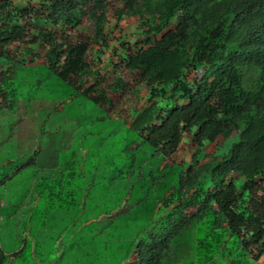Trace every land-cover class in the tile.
Segmentation results:
<instances>
[{"label": "trees", "instance_id": "trees-1", "mask_svg": "<svg viewBox=\"0 0 264 264\" xmlns=\"http://www.w3.org/2000/svg\"><path fill=\"white\" fill-rule=\"evenodd\" d=\"M131 18L138 32L155 38L141 47L126 41L116 51L126 74L151 92L127 122L166 161L181 152L185 136L195 146L188 168L166 164L178 169L164 197L168 210L138 242L137 263L168 264L175 239L203 226L198 264H264V0H30L25 7L1 0L0 109L16 110L22 96L31 102L24 88L42 72L105 107L108 88L85 86L90 52L110 48L112 19ZM89 23L93 32L84 36ZM250 68L261 76L248 84ZM39 80L30 85L39 89ZM230 138L225 152L205 149ZM45 250L40 239L33 252L26 241L13 256L20 264L56 258L54 247ZM8 260L0 248V264Z\"/></svg>", "mask_w": 264, "mask_h": 264}, {"label": "rangeland", "instance_id": "rangeland-1", "mask_svg": "<svg viewBox=\"0 0 264 264\" xmlns=\"http://www.w3.org/2000/svg\"><path fill=\"white\" fill-rule=\"evenodd\" d=\"M177 24L178 18H174L170 29ZM129 26H122L118 34L111 36L110 48L96 46L90 52L93 69L84 80L85 86L99 84L108 88L106 98L109 100L105 107L76 95L74 89L42 72L40 76L34 73L35 78H30L24 88L27 95L32 96L31 102L22 96L16 110L0 109V124L21 121L24 125L25 121H30L26 124L29 126L46 121L41 128L44 134L40 136L46 146L52 138L66 139L61 167L69 181L74 173L77 176L84 205L83 224L77 231L70 232L72 239L66 242V253L60 264H136L133 259L137 261L138 242L149 237L161 221L162 213L168 210L164 197L175 183L178 169H166V164L173 165L176 160L188 168L193 162L195 146L190 136H185L181 152L166 161L141 143L137 132L127 122L151 97V92L145 82L126 74L116 51L126 41L141 47L155 38ZM92 32V23L80 29L84 36ZM29 59L35 58L30 56ZM260 76L252 68L245 72L248 84ZM194 77L195 72L191 74V78ZM38 78L42 83L39 89L30 85L36 84ZM35 95L37 98L33 100ZM0 107L3 104L0 103ZM234 139H222L217 145L207 144L205 149L214 154L225 152ZM95 217L108 220L98 221ZM201 228H190L175 239L168 264H198L195 247L197 237L204 234ZM54 251L57 254V250Z\"/></svg>", "mask_w": 264, "mask_h": 264}, {"label": "crops", "instance_id": "crops-1", "mask_svg": "<svg viewBox=\"0 0 264 264\" xmlns=\"http://www.w3.org/2000/svg\"><path fill=\"white\" fill-rule=\"evenodd\" d=\"M10 1L17 7H25L30 0ZM116 1L122 3L123 0ZM124 25L136 30L137 20L116 22L112 19L109 30L116 35ZM29 122L0 124L1 250L9 256V264H20L19 258L13 255L26 241L32 243L33 252L40 239L46 244V253L50 246L57 250L56 258L43 264H60L66 253V242L72 239L70 232L77 231L83 224L82 188L77 185L75 174L73 182L68 184L61 167L66 139L52 138L46 146L40 141L44 134L41 128L46 121L27 126ZM48 208L54 210L46 214ZM106 217L95 219L108 220Z\"/></svg>", "mask_w": 264, "mask_h": 264}, {"label": "built area", "instance_id": "built-area-1", "mask_svg": "<svg viewBox=\"0 0 264 264\" xmlns=\"http://www.w3.org/2000/svg\"><path fill=\"white\" fill-rule=\"evenodd\" d=\"M1 205H2V202L0 200V207H1ZM1 222H2V216L0 214V233H1V227H2ZM0 248H1V236H0Z\"/></svg>", "mask_w": 264, "mask_h": 264}]
</instances>
